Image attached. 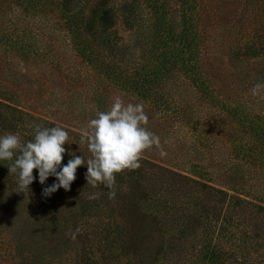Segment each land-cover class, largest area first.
I'll return each instance as SVG.
<instances>
[{
	"label": "trees",
	"instance_id": "obj_1",
	"mask_svg": "<svg viewBox=\"0 0 264 264\" xmlns=\"http://www.w3.org/2000/svg\"><path fill=\"white\" fill-rule=\"evenodd\" d=\"M116 7L135 26L132 41L114 29ZM257 83L264 0H0V136L26 143L36 125L64 126L62 169L70 153L91 157L80 129L119 95L144 105L167 152L146 150L112 189L87 185L81 165L70 190L49 197L55 176L41 184L34 169L27 193L16 192L13 161H0V214L54 230L65 215L84 220L101 247L89 264H264ZM72 255L61 264H78Z\"/></svg>",
	"mask_w": 264,
	"mask_h": 264
},
{
	"label": "clouds",
	"instance_id": "obj_2",
	"mask_svg": "<svg viewBox=\"0 0 264 264\" xmlns=\"http://www.w3.org/2000/svg\"><path fill=\"white\" fill-rule=\"evenodd\" d=\"M262 92L264 83H257L251 89L254 97ZM148 120L143 104L126 103L117 95L107 111H98L96 118L90 119L87 126L80 129L78 144L80 149L87 144L90 158L85 160L82 156L70 153L73 158L61 169L64 154L68 151L64 145L71 142L69 131L57 124L51 128L36 125L34 139L26 143L21 142L18 134L11 132L0 136V161H13L8 167L10 174L18 173L16 192L27 193L29 185L36 179L34 169H38L41 184L49 176H55L58 180L43 189V196L49 197L61 187L70 190L71 184L77 179L78 167L84 164H87V185L96 187L104 184L112 189L116 174L141 167L140 161L146 150L156 147L161 157L167 156L161 138L147 127ZM17 152L19 155H16ZM109 195L112 198L115 192L111 191ZM80 232L81 229L77 227L71 233V238L75 239Z\"/></svg>",
	"mask_w": 264,
	"mask_h": 264
},
{
	"label": "rangeland",
	"instance_id": "obj_3",
	"mask_svg": "<svg viewBox=\"0 0 264 264\" xmlns=\"http://www.w3.org/2000/svg\"><path fill=\"white\" fill-rule=\"evenodd\" d=\"M114 29L125 42L134 38L135 26L119 7L115 8ZM82 190L83 196L88 198L94 189L83 187ZM59 218H63L64 224H59L54 230L38 223L35 227L22 215L10 218L9 221L0 214V264H61L66 261L65 257H73L74 253L78 264H89L85 260L88 255L101 254L99 240L91 237L84 220L66 215ZM77 227L81 232L72 239L71 233Z\"/></svg>",
	"mask_w": 264,
	"mask_h": 264
}]
</instances>
